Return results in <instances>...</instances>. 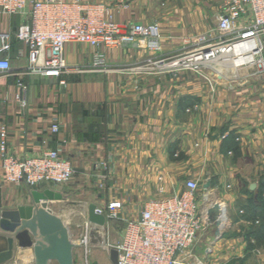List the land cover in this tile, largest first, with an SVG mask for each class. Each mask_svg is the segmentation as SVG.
<instances>
[{
	"label": "crops",
	"instance_id": "0c3cea01",
	"mask_svg": "<svg viewBox=\"0 0 264 264\" xmlns=\"http://www.w3.org/2000/svg\"><path fill=\"white\" fill-rule=\"evenodd\" d=\"M84 1L105 6L121 34L135 25L158 23L160 50L148 49L147 39L138 37L133 44L104 51L106 71L68 76L60 86L40 75H21L28 48L16 42L11 75L0 74V127L9 131V153L36 157L67 138L72 181L38 190L61 195L57 202L76 194L104 214L117 210L124 222L139 219L148 201L181 193L187 181L209 182L208 194L198 193L201 214L209 221L208 211L216 204L226 211L221 228L210 221L207 226L215 225L216 236L209 263L264 264V244L252 236L258 221L247 213L258 198L264 202V73L214 63L201 76L162 72L152 64L193 50L201 36L220 37L218 24L228 0ZM27 20L26 15L0 16V33L14 34ZM97 51L71 43L64 58L70 65L92 69ZM19 84L26 87L23 92ZM54 119L64 128L51 138L47 130ZM104 162L110 175L101 188ZM27 190L4 181L0 160L3 206L29 205ZM258 211L264 213V203ZM219 212L212 216L220 220ZM31 253L18 249L15 254Z\"/></svg>",
	"mask_w": 264,
	"mask_h": 264
},
{
	"label": "built area",
	"instance_id": "2783aa9c",
	"mask_svg": "<svg viewBox=\"0 0 264 264\" xmlns=\"http://www.w3.org/2000/svg\"><path fill=\"white\" fill-rule=\"evenodd\" d=\"M26 15L28 20L14 34L0 33V74L11 75V52L16 42L28 48V65L21 75H40L53 79L60 86L65 78L88 71H106L108 63L105 52L133 44L138 37L147 39V48L160 50V26L135 25L121 34L110 11L99 3L84 0H0V16ZM220 37L211 40L201 36L193 50L184 55L152 62L159 71H187L201 76L214 63L234 67L250 66L264 73V0H228L225 14L218 24ZM76 43L97 49L92 69L73 66L64 58L66 45ZM187 44L189 42H186ZM244 59L243 63L238 62ZM20 75V74H18ZM21 91L26 89L19 84ZM22 94L19 95V98ZM64 125L54 119L47 130L52 137L59 136ZM8 129L0 127V160L2 176L6 183L38 188L42 185L61 186L70 183L75 170L67 157L69 141H55V147H47L39 156L17 157L8 150ZM104 171L103 184L109 180V164H100ZM198 182L187 181L179 194L148 201L137 220H127L119 251V264H191L192 249L200 233L209 221L201 214L198 205ZM160 191L163 193L164 188ZM105 215L122 220L120 213L110 209ZM103 227L93 225L87 219L81 244L86 255L89 243H102L99 234ZM105 242H103L104 244ZM112 246H109V248ZM17 252V251H16ZM15 252V253H16ZM21 255V254H20ZM14 255L13 264H35L34 256L26 258ZM195 264H205L197 260ZM10 264V263H8Z\"/></svg>",
	"mask_w": 264,
	"mask_h": 264
},
{
	"label": "water",
	"instance_id": "95a60500",
	"mask_svg": "<svg viewBox=\"0 0 264 264\" xmlns=\"http://www.w3.org/2000/svg\"><path fill=\"white\" fill-rule=\"evenodd\" d=\"M210 186L207 182L203 188L208 190ZM61 199V195L50 190L41 192L33 188L29 192V205L8 209L3 206L0 195V264L10 263L18 249H31L35 264H74V249L80 245L71 240L65 222L47 207L48 202ZM219 208L220 205H214L208 214L210 223L221 227L219 218L212 216ZM97 210L95 204L88 206V220L104 228L107 219ZM220 236L218 233V238ZM109 258L112 264H119V251L116 247L109 248Z\"/></svg>",
	"mask_w": 264,
	"mask_h": 264
},
{
	"label": "rangeland",
	"instance_id": "374dc122",
	"mask_svg": "<svg viewBox=\"0 0 264 264\" xmlns=\"http://www.w3.org/2000/svg\"><path fill=\"white\" fill-rule=\"evenodd\" d=\"M229 66L223 64L222 67ZM243 67V66H242ZM200 195H207L208 191L203 188L204 185H201ZM27 192L32 191L33 189L26 187ZM40 188V187H38ZM37 188V189H38ZM30 201H28L29 204ZM213 206V205H212ZM49 210L59 216L67 225L71 240L76 244L80 245L79 248L74 249V264H112L109 261V246H116L121 241L123 229L125 226V222L122 220H113L110 219L103 231L100 232L99 236L105 242L97 243L96 240H91L89 243V252L86 255V250L84 245L81 244V238L84 233V222L88 219V205L84 203L76 194H73V198L68 200H64L62 202L54 201L49 203ZM256 227H259V224H255ZM221 228V227H219ZM215 225L210 227V229L206 228V230L202 231L197 239L196 244L194 245L192 252L196 257L194 260H189L191 264H195V262L202 261L205 264H210L208 259L210 255V250L212 249V244L216 240V236L214 233ZM264 236L262 234H256L254 240L258 244ZM30 256L33 255V251L31 250ZM26 258H20L22 261L26 262ZM238 262V261H237ZM239 263V262H238ZM10 264H13L11 261ZM50 264H58L57 262H51ZM233 264H236L234 262ZM240 264H245L243 261ZM246 264H259L258 262L254 263L252 260H247Z\"/></svg>",
	"mask_w": 264,
	"mask_h": 264
},
{
	"label": "trees",
	"instance_id": "16d2710c",
	"mask_svg": "<svg viewBox=\"0 0 264 264\" xmlns=\"http://www.w3.org/2000/svg\"><path fill=\"white\" fill-rule=\"evenodd\" d=\"M263 201L261 198H258L256 200V202L251 203V206L249 209H247V213L250 214L252 217V219L254 220V222H257V224H259V227H255L253 228V233L252 236L255 238L256 234H262L264 236V213L260 214L258 211L259 208L263 207ZM259 213V215H258ZM259 245L264 244V239H262L260 242H258Z\"/></svg>",
	"mask_w": 264,
	"mask_h": 264
},
{
	"label": "bare ground",
	"instance_id": "6f19581e",
	"mask_svg": "<svg viewBox=\"0 0 264 264\" xmlns=\"http://www.w3.org/2000/svg\"><path fill=\"white\" fill-rule=\"evenodd\" d=\"M243 61H244V59H241L238 63L240 64H242L243 63ZM227 68V67H226ZM219 213H220V225L223 223H225L226 221V211H225V209H223L222 207L219 209ZM222 226V225H221Z\"/></svg>",
	"mask_w": 264,
	"mask_h": 264
}]
</instances>
